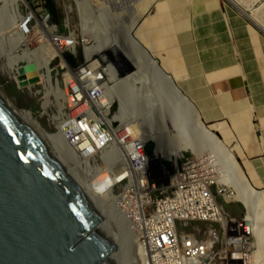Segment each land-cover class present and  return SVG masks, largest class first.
Listing matches in <instances>:
<instances>
[{
    "label": "bare ground",
    "instance_id": "obj_1",
    "mask_svg": "<svg viewBox=\"0 0 264 264\" xmlns=\"http://www.w3.org/2000/svg\"><path fill=\"white\" fill-rule=\"evenodd\" d=\"M104 1L107 5L113 6L109 10L105 9L107 11L104 12V15L100 10H91L90 5L97 2L96 0H79V5H76V12L82 21L81 44H83L85 60L90 62V66L94 70L101 69L99 73L106 75V80L102 79V88H104L101 95L102 102L110 105L112 98L118 101L117 109L113 113L109 111L107 115L108 110H105L102 111L103 114L107 115L109 121L118 119L120 126L126 131H130L132 137L142 138L144 141L146 139L154 141L156 157L172 159L183 151L194 153L196 166L205 172H212V176H216L217 183L228 187L227 193L224 190V192L221 191L224 199L238 201L243 205L245 209L243 219L247 223L249 237L250 239L255 238V242L250 244L251 259L257 262L256 264H264V188L257 189L249 183L235 157L236 144L228 146L216 136L210 126H207L208 124H204L196 107L180 91L174 80L161 69L157 58L155 59L138 37H135V26L146 11L149 16L155 10L156 1ZM229 1L239 9L248 8V16L251 21L264 31L262 14L256 10L257 7L250 9L248 4L250 0L248 2ZM98 4L95 3V5ZM16 5V0H1L0 3V33H3L8 42L7 47H15L14 52L3 51L6 47L2 44L3 42L0 43V57L6 58L5 63H0V66L6 69L5 76L13 79L18 85L16 78L19 65L15 62L16 59L22 58V60L35 65L38 82L45 90L43 107L50 104L46 100L48 94H52L54 97L56 113L49 117L55 122L57 131L52 134L46 133L38 126L28 110L16 109L1 92L0 97L63 165L98 211L102 217L98 223L108 233L110 237L108 241L114 247L109 253L110 257L117 264H141L137 234L129 217V205L120 208L113 207L109 205L108 201L114 191L103 193L97 191V188L106 181H111V183L116 181L119 168L109 173L108 176L105 174L99 176L97 182L92 181L101 171L87 163L82 166L81 158L77 154L71 153L72 150L59 130L58 116L64 105L63 93L69 89V78L68 76H65L64 79L61 78L66 87H57L58 81L53 80L50 74L49 61L66 45L75 51L73 31L70 30L66 35H56L53 32L55 27L47 25L43 30L47 39H50L55 47L51 48L50 43L47 42L40 43L38 47L36 46L37 48L30 49L26 43L27 35L18 29L23 17ZM106 17H112L118 21L107 22ZM101 18L102 20H100ZM96 19L99 20L102 27L99 29L101 38L93 37L91 42V38L86 36L87 32L82 28L85 25H98ZM90 30L92 29L89 28ZM33 32L40 36L38 27H34ZM90 33L92 34V32ZM106 54L122 57L132 70L123 76L117 75L110 62L107 61ZM40 68H43L44 71L39 72ZM136 83H139L138 87L135 86ZM18 86L26 87L31 91L33 85L26 82L24 85ZM218 127L216 125V129ZM105 153L104 151L101 155L103 156ZM67 155H71L73 161L66 162L62 156ZM91 158L93 160V157ZM86 159L88 160V157ZM84 162H86L85 159Z\"/></svg>",
    "mask_w": 264,
    "mask_h": 264
},
{
    "label": "built area",
    "instance_id": "obj_2",
    "mask_svg": "<svg viewBox=\"0 0 264 264\" xmlns=\"http://www.w3.org/2000/svg\"><path fill=\"white\" fill-rule=\"evenodd\" d=\"M16 1L23 17L18 29L23 34L29 36L38 27L40 38L47 25L56 31L57 24L40 0ZM96 1L106 5L104 0ZM76 5L79 0H64L62 8L77 15ZM77 18L80 20L79 15ZM70 21L71 16L65 14L64 24ZM99 70L85 57L68 68L69 89L63 93L59 130L71 153L81 158L82 166L87 163L101 171L92 181L119 168L116 181L104 192L114 191L109 205H129L141 264H256L251 259L244 215L235 218L224 210L218 200L223 187L212 189L216 176L196 166L194 153L183 151L172 159L156 157L149 164L146 142L132 137L119 120L107 119L112 102H102L106 75ZM57 87L66 85L61 81ZM105 110L107 115L102 112Z\"/></svg>",
    "mask_w": 264,
    "mask_h": 264
},
{
    "label": "crops",
    "instance_id": "obj_3",
    "mask_svg": "<svg viewBox=\"0 0 264 264\" xmlns=\"http://www.w3.org/2000/svg\"><path fill=\"white\" fill-rule=\"evenodd\" d=\"M155 1L156 13L139 23V41L202 121L212 122L228 146L236 144L234 154L249 183L263 188L264 32L248 8L230 1Z\"/></svg>",
    "mask_w": 264,
    "mask_h": 264
},
{
    "label": "water",
    "instance_id": "obj_4",
    "mask_svg": "<svg viewBox=\"0 0 264 264\" xmlns=\"http://www.w3.org/2000/svg\"><path fill=\"white\" fill-rule=\"evenodd\" d=\"M119 60L125 67L120 74L132 69ZM37 80L33 63L19 66L18 85ZM148 156L149 164L156 160ZM101 218L63 165L0 97V264H117Z\"/></svg>",
    "mask_w": 264,
    "mask_h": 264
},
{
    "label": "rangeland",
    "instance_id": "obj_5",
    "mask_svg": "<svg viewBox=\"0 0 264 264\" xmlns=\"http://www.w3.org/2000/svg\"><path fill=\"white\" fill-rule=\"evenodd\" d=\"M41 5H46V7L49 10V14L53 21L57 24V29L56 31H53L56 35H66L70 30H72L73 35L75 37V51H72L67 45L64 46L60 51L59 55H56L54 58H52L49 61V68H50V74L53 77V80H57L58 83L61 82V78H65V73H67V70L70 66L75 65L76 63L82 61L84 59V52H83V44L82 43V31H81V20H78L77 15L75 12H65L62 8V3L64 0H40ZM101 1V0H100ZM243 2H248L249 0H242ZM251 1V2H250ZM248 2L250 9H256V7L262 14V18L264 19V0H250ZM95 3H99L98 5H95ZM92 5H90L91 10L92 9H97L100 10L101 12H104L112 8L113 6L111 5H104L100 2H95ZM97 6V7H96ZM262 8V9H260ZM1 9V8H0ZM107 9V10H105ZM67 14L69 17L71 16V21L68 23V25H65L63 22V18ZM149 13H145V15L141 18L143 19L144 17L148 16ZM107 22H117L118 20L112 19L109 17L105 18ZM139 20L138 24L135 26L134 29V34L135 37L138 34V26L141 21ZM102 20V18L100 19ZM112 20V21H111ZM78 21V22H77ZM80 21V23H79ZM96 22L98 25L92 24V25H85L82 29H84L87 32L86 36H89L90 41L92 42L93 37L96 38H101L99 35V29H102L99 20L96 19ZM0 24H1V16H0ZM69 26V27H68ZM89 28L92 29L89 31ZM261 29V28H260ZM262 30V29H261ZM263 31V30H262ZM89 32H92V34ZM264 32V31H263ZM44 38L38 36L35 33H32L31 35L26 37V43L30 49L32 48H37L40 43H50L51 48L55 47L53 43H51L50 39L48 40L46 34L44 33ZM46 39V40H45ZM3 42V43H2ZM0 43L4 44L6 48L3 49V51L11 52L15 51V47L9 46L7 47V41L4 38L3 33H0ZM37 46V47H36ZM5 53V52H4ZM106 59L110 64L112 65V69L116 71V74L119 76L125 75L127 72L124 74H120L119 72L121 70H124L125 68L122 62L119 60V56L117 55H109L106 54ZM6 58L4 56L0 57V63H5ZM19 66L24 64L26 61L22 58L16 59L15 61ZM160 65V64H159ZM162 67V66H161ZM163 68V67H162ZM161 68V69H162ZM132 70V69H131ZM129 70V71H131ZM165 73V69H162ZM6 69L0 66V92L10 101V103L16 108V109H25L28 110L32 117L35 119L36 123L38 126L43 129L46 133L52 134L56 130L55 127V122L50 119V115L56 113V108L54 105V97L52 94H48L46 96V100L50 102V104L46 105V109L43 107V101L45 100V90L44 87L41 85L40 82H37L32 84V90L27 89L26 87H19L16 82L13 79H9L5 76ZM44 69L40 68L39 72H43ZM65 72V73H64ZM63 75V76H62ZM104 76V74H103ZM106 78V76H104ZM174 79V78H173ZM175 80V79H174ZM179 80V79H178ZM176 83V82H175ZM139 83H136L135 86L138 87ZM26 88V89H25ZM112 107L110 110V113H113L117 109L118 101L115 98H112ZM61 101V99H60ZM63 108V107H62ZM45 111V112H44ZM118 121V119H115L113 121ZM214 122V121H213ZM212 122H205L204 124H211ZM210 126L211 130L216 134L218 138H220L222 141V137L219 135L217 131H214V128L211 125ZM55 127V128H54ZM146 145L150 146V152L149 154L154 155V148H155V143L151 139H146L145 140ZM225 142V141H224ZM50 144V143H49ZM227 144V143H226ZM231 146V145H229ZM54 156V155H53ZM163 156V155H161ZM66 162L68 161H73V157L71 155L67 156H62ZM163 158V157H160ZM164 159V158H163ZM218 186L223 187L225 192L228 190V187L224 184L217 183ZM217 184L212 186V189L218 188ZM264 188V187H263ZM261 189V188H260ZM227 193V192H226ZM228 195V194H227ZM218 200L222 203L224 210L230 214L231 216L235 218H242L243 215L245 214V209L242 204H240L238 201H228L224 199L223 195L218 196ZM251 244L255 242V238L250 239ZM252 253V249H251ZM125 261V260H124Z\"/></svg>",
    "mask_w": 264,
    "mask_h": 264
},
{
    "label": "clouds",
    "instance_id": "obj_6",
    "mask_svg": "<svg viewBox=\"0 0 264 264\" xmlns=\"http://www.w3.org/2000/svg\"><path fill=\"white\" fill-rule=\"evenodd\" d=\"M111 184V181H106L104 184H102L100 187L97 188V191L100 193H103L107 186Z\"/></svg>",
    "mask_w": 264,
    "mask_h": 264
},
{
    "label": "trees",
    "instance_id": "obj_7",
    "mask_svg": "<svg viewBox=\"0 0 264 264\" xmlns=\"http://www.w3.org/2000/svg\"><path fill=\"white\" fill-rule=\"evenodd\" d=\"M145 151H146L147 153L150 152V146H149V145H146V146H145Z\"/></svg>",
    "mask_w": 264,
    "mask_h": 264
}]
</instances>
